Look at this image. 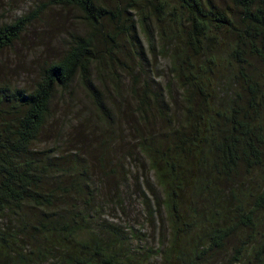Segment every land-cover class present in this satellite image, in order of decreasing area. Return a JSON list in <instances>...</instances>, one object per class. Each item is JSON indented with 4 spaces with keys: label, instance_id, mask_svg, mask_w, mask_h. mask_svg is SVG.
<instances>
[{
    "label": "trees",
    "instance_id": "16d2710c",
    "mask_svg": "<svg viewBox=\"0 0 264 264\" xmlns=\"http://www.w3.org/2000/svg\"><path fill=\"white\" fill-rule=\"evenodd\" d=\"M228 1L48 0L0 24V62L43 8L82 26L28 86L0 75V264H264V0ZM150 55L170 60L159 88ZM76 92L109 136L40 149ZM128 161L149 176L129 184ZM129 200L155 255L108 222Z\"/></svg>",
    "mask_w": 264,
    "mask_h": 264
},
{
    "label": "rangeland",
    "instance_id": "374dc122",
    "mask_svg": "<svg viewBox=\"0 0 264 264\" xmlns=\"http://www.w3.org/2000/svg\"><path fill=\"white\" fill-rule=\"evenodd\" d=\"M48 0H0V24L11 22L13 19L29 13L39 6L47 3ZM209 3L227 10L230 7L228 0H207ZM44 12L41 19L34 23L24 39L14 47L11 51L3 54L0 64V75L2 78L13 79V81L21 86H28L35 78V66L43 60L55 58L60 54L63 41H65V33L73 30H81L75 13H64L57 9L49 7L43 8ZM156 42V41H155ZM157 45V43H155ZM149 57L145 71L150 75V82L154 87H161L168 82V67L170 60L168 57ZM4 66L3 68L1 66ZM261 69V65L259 66ZM174 95V94H173ZM53 108L55 120L59 122L53 124L50 130L45 132L42 142L39 144L40 149L50 148L57 139L56 131L60 130L63 139L59 140V144H65L68 141L80 145L85 143L90 146L92 143L100 142L104 137L109 136L108 127L103 126L99 121H95L93 109L89 101L82 92H76L71 100L66 99L65 102H56ZM83 125L89 123L87 127L80 128V122ZM105 125V124H104ZM128 127V126H127ZM125 125L118 127L117 136L114 138H124L126 136ZM81 129V130H80ZM119 136V137H118ZM121 141V140H120ZM124 144L127 140L122 141ZM61 150H65L63 145ZM127 154V153H126ZM133 162V161H132ZM126 162L124 169L125 175L128 176V183L132 184L136 178L149 176L143 169L137 171L139 166ZM131 192V188L128 189ZM142 209L139 203L129 200L124 215H111L110 220L113 224H117L124 233L133 235L142 239V246L146 242V246L153 250V255L158 251L159 247L154 238L153 224L150 219H146L142 215ZM140 216V217H139ZM135 244V240L133 241ZM152 264H160L159 260H154Z\"/></svg>",
    "mask_w": 264,
    "mask_h": 264
}]
</instances>
